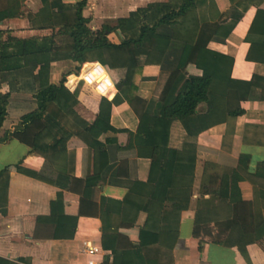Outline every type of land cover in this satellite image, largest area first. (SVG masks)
<instances>
[{
	"label": "crops",
	"instance_id": "crops-1",
	"mask_svg": "<svg viewBox=\"0 0 264 264\" xmlns=\"http://www.w3.org/2000/svg\"><path fill=\"white\" fill-rule=\"evenodd\" d=\"M214 1L217 10L206 23H216L221 33L208 49L233 59L232 106L240 107L243 115L228 117L197 135L177 119L164 120L157 136L149 137L151 121L159 120L175 92L184 91V85L176 86L183 76L176 68L180 54L174 52L173 61L164 67L162 63H145L142 58L137 73L128 55L107 52L108 65L103 66L116 85L128 78L135 86L132 90L129 83L123 86L130 102L117 88L118 103L112 107L110 124L119 133L99 138L106 156L87 148L81 138L72 137L67 151L69 166L50 165L18 140L0 143V173L9 169L0 177V264H88L89 260L113 264L118 252L124 254L121 263L135 264L134 248L163 264H248L236 245L240 230L235 228V236L230 238L225 219L232 214L202 209V205L213 200L205 193L209 187L223 182L238 185L241 199L249 206L251 226L254 216L264 221V179L256 175L259 163L264 162V0ZM169 2L176 0H89L84 15L91 18L92 29L98 30L150 4ZM42 8L40 0H27L25 16L0 21V31L20 39L50 36V30L33 29L28 18ZM6 10L7 0H0V15ZM206 12L204 8L202 15L209 18ZM238 14L242 18L224 39ZM256 19L260 22L252 28ZM200 20L198 11L181 20L178 29L182 37L196 38ZM249 34L253 46L246 42ZM131 37L117 32L109 39L120 44ZM77 67L71 61L53 63L50 83L59 85L65 74L67 78L76 76ZM184 73L187 77L203 76L193 64ZM76 81L71 77L69 86ZM8 92L9 87L3 84L0 93ZM74 92L79 102L75 111L93 124L102 98L82 83L75 84ZM35 109L33 95L12 94L0 138L14 132L22 118ZM208 110L206 103L199 107L200 114ZM242 156H249L250 162L240 163ZM207 164L217 168L212 170ZM37 174L48 179L38 180ZM88 179L93 186L86 190ZM228 197L232 198L231 194ZM56 202L57 216H53L51 205ZM215 219L220 220L216 223ZM261 229L263 237L246 248L252 264H264L263 225ZM226 240L228 245L222 243ZM86 243L100 253L86 255Z\"/></svg>",
	"mask_w": 264,
	"mask_h": 264
},
{
	"label": "trees",
	"instance_id": "trees-1",
	"mask_svg": "<svg viewBox=\"0 0 264 264\" xmlns=\"http://www.w3.org/2000/svg\"><path fill=\"white\" fill-rule=\"evenodd\" d=\"M26 1L7 0V10L0 15V21L24 17L23 7ZM40 1L43 5L41 11L29 14L28 18L33 29L50 30V36L20 39L12 36L9 31H0V90L3 84L9 87L8 93H0V130L8 116L7 109L12 94H31L36 101V109L22 118L21 125L14 132L9 131L0 138V143L18 140L50 165L64 163L63 166H69L67 151L72 137L81 138L87 148L93 149L102 157L106 156L99 138L109 132L119 133L110 124L112 107L118 103V99L115 97L113 102L102 99L96 121L88 124L75 111L79 103L78 93H73L66 87L67 77L63 78L59 85L51 84L50 70L53 63L61 61L75 62L81 66L98 62L106 66L108 64L105 55L109 51L128 55L131 61H134L133 68L137 69V73L143 66L142 58H145V63H162L164 67V63L173 61L174 52L180 54L176 59V68L183 71V76L178 79L176 86L184 85V91L175 92L171 103L163 107L159 120L151 121L149 137L157 136L158 126L162 125L159 123L164 120L177 119L187 131L197 135L221 125L228 117L236 119L243 115L244 111L240 107L232 106L230 88L235 84L231 78L233 59L208 49L213 39L221 33L216 23L214 26L206 23V20L213 19L217 10L214 0H176L150 4L130 13L127 18L118 19L114 24H104L98 30L92 29L91 18L84 15L89 0H80L74 5H66L63 0ZM204 8L207 9L209 18L202 15ZM197 11L201 19L198 36L186 39L182 37L184 34L179 32L180 21ZM241 18L242 15L238 14L234 24L224 32V39L230 35ZM259 22L256 19L252 28ZM117 32L132 34L133 37L120 44H114L109 37ZM246 42L255 45L250 34ZM248 58L250 59V56ZM190 64L202 70L203 76L187 77L184 72ZM128 83L132 90L135 84L128 78L117 88L130 102L128 92L123 89ZM203 103L209 105L206 114L199 112ZM249 162V156L240 158L242 164ZM206 166L217 168L211 164ZM8 171V168L3 170L0 177ZM256 175L264 179V162L259 163ZM36 178L43 181L48 179L41 174H37ZM92 186L88 179L86 190ZM239 192L238 185L229 186L224 182L220 186L209 187L205 193L213 197V200L203 204L202 209H219L232 214L225 219L230 238L235 236V228L240 230L241 237L236 245L247 263L252 264L246 248L263 237L261 228L262 225L264 227V221L254 216L251 226L247 217L249 206L243 202ZM229 194L232 197L230 199ZM60 199L62 196H59ZM57 205V202L51 205L53 216H57ZM218 220L220 219H215L216 223ZM58 237L57 233L55 238ZM222 243L228 245L229 241ZM132 254L135 264H163L158 258L145 256L141 248H134ZM123 255L118 252L113 264H120ZM22 262L24 260H19V263Z\"/></svg>",
	"mask_w": 264,
	"mask_h": 264
},
{
	"label": "built area",
	"instance_id": "built-area-1",
	"mask_svg": "<svg viewBox=\"0 0 264 264\" xmlns=\"http://www.w3.org/2000/svg\"><path fill=\"white\" fill-rule=\"evenodd\" d=\"M90 66L89 70L86 67ZM71 77L76 78L75 84H84L92 90H94L102 99H106L109 102H113L117 95V85L110 77L106 67L98 62L86 63L81 67L80 73L76 76H70L67 78L66 87L73 92L74 86H69ZM83 252L90 256H95L100 253L97 247L90 244H85ZM88 264H98L94 260H89Z\"/></svg>",
	"mask_w": 264,
	"mask_h": 264
},
{
	"label": "rangeland",
	"instance_id": "rangeland-1",
	"mask_svg": "<svg viewBox=\"0 0 264 264\" xmlns=\"http://www.w3.org/2000/svg\"><path fill=\"white\" fill-rule=\"evenodd\" d=\"M96 4V3H95ZM71 5V4H70ZM93 5V4H92ZM92 5H91V7H92ZM61 62H64V61H61ZM73 63H75V62H73ZM77 64V63H76ZM82 66L81 65H78V67H77V69H76V71H75V74L76 75H78L79 73H80V68H81ZM73 68H75V67H73ZM80 69V70H79ZM65 77H67V74H65L64 76H63V78H65ZM63 78H62V80H63ZM67 82V81H66Z\"/></svg>",
	"mask_w": 264,
	"mask_h": 264
}]
</instances>
